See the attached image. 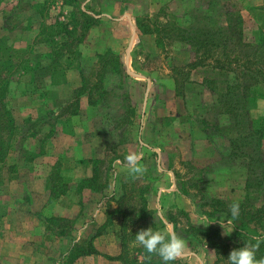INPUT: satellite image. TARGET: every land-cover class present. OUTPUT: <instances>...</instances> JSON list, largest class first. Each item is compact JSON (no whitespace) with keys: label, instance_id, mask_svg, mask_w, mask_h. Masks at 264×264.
Masks as SVG:
<instances>
[{"label":"rangeland","instance_id":"374dc122","mask_svg":"<svg viewBox=\"0 0 264 264\" xmlns=\"http://www.w3.org/2000/svg\"><path fill=\"white\" fill-rule=\"evenodd\" d=\"M81 8L100 21L104 17L105 25L130 14V18L122 21V24H125L121 27L128 32L132 24L134 31L139 33L132 51L133 67L128 69L122 62V74L108 70L114 65L112 59L104 65L103 60L106 58L101 59L98 56L105 54L104 56L108 57V52L113 51L111 48L105 49L107 44L112 42L109 26L104 31L97 30L94 33H90L89 29L78 46L79 49H82L81 46L88 47V51L97 46L96 49L102 48V51L97 50L92 56L85 57L83 54L80 57L72 55L75 61H81L86 79L83 80L84 86L88 84L89 87H104L101 91L96 90L94 99L95 104L103 106L99 116L104 117L106 132L112 140L106 144L110 153L97 160L96 174L92 177L98 189L108 186L111 180L112 189H115L112 191L115 193L106 197L111 216L115 211L119 213L121 209L125 214L128 207L125 215L129 220L126 228L129 261L134 257L143 259L144 248L136 242L135 234L140 229L151 226V221L155 223L154 215L159 211L169 224L175 226V230L183 232L186 237L193 235L199 241L198 245L186 249L185 255L176 260L177 264H191L189 257L193 253H201L205 261H214L213 264H228L223 253L222 259L217 263L218 256L214 255L216 251L211 245L215 240L206 233L219 229L222 238L228 241L234 236L233 219L222 209L226 204L229 206L233 201L245 199L247 174L254 172L264 180V137L261 138L260 160L233 155L229 139L236 138V132L242 129L234 130L232 134H229L228 130L225 131L230 119L223 111L222 104L218 102L219 94L211 89L212 85L203 81L204 67L194 68L191 65L190 46L176 39V36H169L164 28L181 24L180 27L186 29H191L190 25L217 29L226 25L227 16L233 14L232 19L237 18L234 21L236 25L238 19L243 20L242 25L238 22L243 27V40L255 42L259 32H264V0H0V39L7 40L13 47L23 49L20 56L29 58L31 62L28 65L33 68L37 65V62H33V56L43 53L42 48H37L36 44L44 42L47 38L40 34L34 42L25 44L27 27L39 23L52 25L57 20L71 21L75 19V9ZM35 13L38 16L33 20ZM77 16L82 19L79 13ZM157 19L164 24L159 31L144 33L138 27L137 23L140 22L154 28ZM16 28H19L18 31L12 34ZM81 28L80 25L78 32H82ZM14 38L22 43L21 46L14 45ZM77 45L78 42L73 49H78ZM255 53L257 52L253 48L243 47L242 51L233 55H241L239 57L244 61L248 55L253 56ZM214 55L225 57L220 50ZM210 59L207 58L208 61ZM17 68L19 71L11 79L9 94V104L14 116V108L11 105L14 90L19 94L31 92L34 98H37L38 90L42 92L45 75L38 71L25 72L19 66ZM133 72H140L141 77L135 78ZM34 87L39 89L35 90ZM59 94V88H56L53 98H57ZM247 111L254 119L264 116V98L259 97L253 101ZM61 114H65L64 118H69L68 115L75 120L81 118L78 109L71 104L63 106L58 115ZM58 115L45 112L41 119L46 116L56 118ZM16 123L18 130L10 152L21 147L28 135L37 136L39 153L45 151L50 144L49 137L54 133L51 122L48 125L37 120L31 124H21L16 120ZM114 139H117L118 144ZM119 144H122L121 148ZM253 147L254 143L251 147L248 146V152L254 155L256 152ZM246 149L244 148V151ZM130 152L143 154L139 161L142 166L140 173L130 171L126 160ZM5 162L0 163V167L5 166L12 171L15 164L6 166ZM2 178L6 180L7 176H1L0 173V181ZM60 181L63 182V179ZM173 183L182 194L177 199V190L172 194L167 193L169 190L165 191L166 195H170L167 207L174 202L176 205L173 208H160L156 204H149L148 198L151 193L161 189L160 185L167 187ZM144 197L148 201L151 215L142 214ZM254 197L256 198L255 194ZM214 199L223 203H213ZM256 202L259 203L258 199ZM201 220L212 222L203 229L199 228ZM219 220L227 222L225 227L229 234H225ZM156 225L161 230L165 227L159 218ZM65 228L70 230L71 223L66 221ZM208 228L209 232L206 231ZM122 233L121 228L119 239ZM120 242L122 245L121 240ZM80 244L86 249L89 247L88 240ZM201 245L207 246L209 251L199 249ZM123 247L125 250V244L122 249ZM192 264H199V261H192Z\"/></svg>","mask_w":264,"mask_h":264},{"label":"crops","instance_id":"0c3cea01","mask_svg":"<svg viewBox=\"0 0 264 264\" xmlns=\"http://www.w3.org/2000/svg\"><path fill=\"white\" fill-rule=\"evenodd\" d=\"M36 16L38 15L35 13L33 20ZM103 18L90 28V33L104 31L109 26L112 42L108 43L105 49L116 51L128 69L133 67L132 51L139 33L134 31L132 24L128 32L121 27L125 24H122V21L130 18V14L109 21L107 25ZM41 24H31L27 27L25 44L34 42L33 40L41 34ZM18 29H13L11 33ZM21 44L19 40H14L15 46ZM36 47L42 48L43 53L35 54L33 62L49 63L51 59L45 54L50 49V44L44 41L36 44ZM81 47L82 49H78L84 57L92 56L97 50L102 51V48L96 49L97 46H93L89 51L88 47ZM71 60L74 62L75 59L71 57L69 61ZM139 73L133 72L135 78L141 77ZM43 80L44 86L42 92L38 90L37 98H34L31 92L19 94L16 90L11 97V105L18 123L31 124L40 120L49 125L51 122L54 133L49 137L50 144L40 153L37 151V136L28 135L22 146L11 150L7 156L6 166L15 164L12 171L5 166L0 167L1 176H7L6 180L2 178L0 181V264H124L119 258L122 251L119 239L122 214L115 211L111 216L106 202V197L115 193L112 191L115 189H112L111 180L108 186L101 189L83 182L94 175L97 160L110 153L106 144L112 139L106 132L104 117L99 116L103 106L92 103L88 92L79 95L76 105L74 92L77 93L78 89L84 86L83 74L76 63L66 69L64 81L55 83L50 74H45ZM56 88H59L60 94L53 98ZM37 89L39 88L35 90ZM66 104L77 108L81 118L75 120L70 118V115L69 118H64L65 114L58 115ZM45 112L58 116H46L41 119ZM114 142L118 144L117 139H114ZM119 145L121 148L122 144ZM59 163V170H55ZM54 172L58 173V193L49 187ZM175 186L174 183L167 187L160 185L162 190L151 193L149 204H156L160 208H173L176 205L174 202L167 207L170 195H166L165 191L169 190L167 193L172 194L177 190ZM178 196L182 194L177 190V199ZM54 218L59 221L53 220ZM66 221L71 223L70 230L65 228ZM199 222V228L204 229V226L212 221ZM179 234L186 240V249L199 244L195 236L186 237L183 232ZM84 240H92L96 252L80 254L70 261L69 255L73 246ZM199 249L209 251L207 246L201 245ZM189 259L191 264L192 261H199V264L214 263L205 261L201 253H193Z\"/></svg>","mask_w":264,"mask_h":264},{"label":"trees","instance_id":"16d2710c","mask_svg":"<svg viewBox=\"0 0 264 264\" xmlns=\"http://www.w3.org/2000/svg\"><path fill=\"white\" fill-rule=\"evenodd\" d=\"M77 13L82 16V19H78ZM73 15H75V19L71 21L57 20L55 24L43 25L41 35L45 36L47 38L45 41L50 44V49L46 51L45 54L51 59L49 63L38 61L37 65L31 68L28 65L31 60L25 58V56H20L23 49L13 47L7 40L0 39V163L6 161L12 141L18 130L15 116L9 104V94L11 93L12 85L11 79L13 75L19 71V68H17L18 66L22 67L21 70L25 72L38 71L44 74H50L55 83H60L61 80H65L66 69L76 63L78 69L83 74V80H86L85 74L82 71L83 67L81 61L74 60L73 62L72 60L69 61V59H71V57L75 58L82 56L79 49H73L75 43H82L85 33L88 32L92 26L98 24L100 20L95 18L84 8L79 10L75 9ZM228 16L226 25L220 26L217 29L196 25H190L191 29H186L180 27L181 24L167 26L164 29L170 34L169 36H176V39L186 42L190 46L191 65L194 66V68L204 67L203 81L212 85L211 89L219 94L218 102L222 104L224 108L223 111L230 119L229 125L227 124L225 131L228 130L229 134H232L234 130L242 129L236 132V138L229 139L232 144L233 155L237 157L246 156L250 157L252 160L258 161L260 160L259 152L262 150L261 138L264 137V116L255 119L251 118L247 110L253 101L257 100L259 97L264 98V32H259L255 42H246L242 37L243 27H241V25L243 24V20L238 19L236 25L234 21H236L237 18L232 19L234 16L233 14ZM238 22H241V25L238 24ZM137 24L144 33L159 31L164 25L159 22L158 19L155 20L154 28L151 25H144L140 22ZM80 25L82 27V32H78ZM56 36L59 37L57 38ZM2 43H4V47H2ZM78 46L79 45H77L76 48H78ZM243 47L253 48L257 53L253 56L248 55L247 59L242 61L239 57L241 55L236 56L233 54L242 51ZM219 50L225 55L224 58L214 55ZM27 52H29V50ZM104 55L105 54L98 55L101 59L106 58L103 60L104 65L106 63L108 64L111 59L114 63L113 67H110L108 70L122 74L123 69L120 55L115 53V51H109L108 57ZM207 58H211L210 61H208ZM87 86H83V88L74 95L76 105H78L79 95L84 92H88L91 102L95 103L94 94L96 90L101 91V89L104 88L98 85H94L95 87ZM253 143V151L256 152L254 155L248 152V146L251 147ZM244 148H247L246 151H244ZM56 168L59 170L60 163L57 164L54 169L56 170ZM94 174H96V171ZM51 177L49 187L56 193L60 192V187L56 185L58 173L54 172ZM94 180V177H92L84 179L83 182L94 187ZM51 181H53L55 185L52 184ZM263 186L264 180L257 176L256 173L252 172L250 175L247 174V194L245 195V199L243 201H233L239 204L238 216L233 217L231 215L230 205L233 202L229 204V206H227V204L224 205L222 210L231 216L235 229L234 236L230 238V241L222 238L219 229H214L212 232L206 233L207 235H211L215 240L211 242V245L218 256L217 263L222 259V253L227 260L231 250L242 246L245 242L257 244V258L264 257ZM257 199L259 203L256 202ZM217 201L223 203L218 199H214L213 203ZM147 202L145 198L142 210V214L145 216L151 215ZM124 203H126V201H124ZM125 210L126 214L128 207ZM119 212L122 214L121 228L123 233L121 235V241L122 245L125 244V250L123 247L119 256L122 262L124 264H164L156 253H148L145 249L142 251L143 259L134 257L132 261H129L130 257L127 256L129 251L126 249V242L128 240L126 228L129 224V220L128 218L126 219V215L123 213L122 209L119 210ZM53 220L59 221L58 218H54ZM151 226H153V228H158L156 223L152 221ZM208 230L210 231L209 228L206 231L209 232ZM88 242L89 247L87 249L80 243H76L73 246L69 255V258H71L70 261L80 254L96 252L95 248L92 246V240H88ZM170 264H177V261H172Z\"/></svg>","mask_w":264,"mask_h":264},{"label":"clouds","instance_id":"9594fccd","mask_svg":"<svg viewBox=\"0 0 264 264\" xmlns=\"http://www.w3.org/2000/svg\"><path fill=\"white\" fill-rule=\"evenodd\" d=\"M142 155V152H130L126 156L130 171L133 173L142 171L139 163ZM230 212L233 217L238 216L239 204L237 202L230 205ZM154 217L155 223L159 218V221L165 225L164 229L153 228V226L142 228L135 234V240L148 253H156L164 264H170L185 255L186 240L183 235L175 231L173 225L168 224L162 213L157 211ZM219 223L224 227L225 234H229L225 227L227 222L219 220ZM257 247V244L245 242L242 246L234 248L227 257L228 264H264V257L257 258Z\"/></svg>","mask_w":264,"mask_h":264}]
</instances>
